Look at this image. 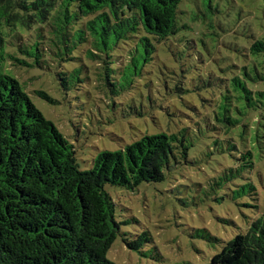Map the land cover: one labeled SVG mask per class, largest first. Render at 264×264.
Returning <instances> with one entry per match:
<instances>
[{"label":"rangeland","instance_id":"1","mask_svg":"<svg viewBox=\"0 0 264 264\" xmlns=\"http://www.w3.org/2000/svg\"><path fill=\"white\" fill-rule=\"evenodd\" d=\"M179 10L178 24L188 28L157 45L136 76L130 75L135 59L128 42L107 60L82 43L63 64L54 56L52 29L45 25L38 46L45 57L35 66L17 49L25 50L26 32L8 41V52L28 63L9 58L8 73L72 142L80 169L91 168L102 150L194 126L193 146L185 159L170 161L163 180L133 189L105 186L120 224L106 255L115 264H210L225 242L264 213V99L238 116L240 123L229 133L212 115L234 77L253 91L264 90V50L249 51L254 41H264V0H182ZM73 70L79 72L77 82L70 78ZM245 151L252 154L248 168L240 167ZM142 232L147 240L137 250L128 248L126 240Z\"/></svg>","mask_w":264,"mask_h":264},{"label":"trees","instance_id":"2","mask_svg":"<svg viewBox=\"0 0 264 264\" xmlns=\"http://www.w3.org/2000/svg\"><path fill=\"white\" fill-rule=\"evenodd\" d=\"M181 2L0 0V264H115L106 255L120 224L105 186L133 189L142 182L163 180L171 160L186 158L195 131L187 125L172 133L145 134L121 149L100 151L91 168L80 169L72 142L8 73L9 58L28 65L8 52L9 39L18 31L28 34L25 50L17 49L29 55L35 66L45 57L38 47L45 25L52 29L54 56L63 64L82 43H90L107 60L128 42L135 59L130 75L136 76L157 45L188 28L178 24ZM262 50V39L249 48L251 53ZM88 55L95 56L91 50ZM103 63L108 82V62ZM70 78L77 82L79 72L73 70ZM231 80V88L219 95L212 111L224 133L234 130L246 110L264 99V90L253 91L236 77ZM36 93L51 101L46 93ZM241 101L243 105L237 106ZM240 158V167L251 166L250 151ZM145 240L147 234L142 232L126 240V245L137 250ZM210 264H264V213L245 232L225 242Z\"/></svg>","mask_w":264,"mask_h":264}]
</instances>
